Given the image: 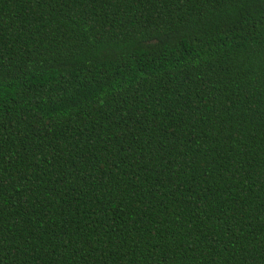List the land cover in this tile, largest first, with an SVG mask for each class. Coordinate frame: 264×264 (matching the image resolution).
I'll return each mask as SVG.
<instances>
[{
    "label": "trees",
    "instance_id": "1",
    "mask_svg": "<svg viewBox=\"0 0 264 264\" xmlns=\"http://www.w3.org/2000/svg\"><path fill=\"white\" fill-rule=\"evenodd\" d=\"M0 264H264V0H0Z\"/></svg>",
    "mask_w": 264,
    "mask_h": 264
}]
</instances>
